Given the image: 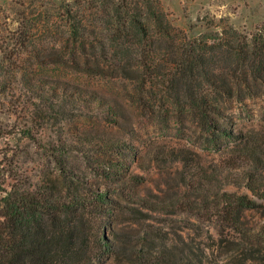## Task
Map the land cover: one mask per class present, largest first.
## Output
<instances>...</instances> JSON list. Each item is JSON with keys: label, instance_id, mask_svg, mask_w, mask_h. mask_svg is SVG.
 <instances>
[{"label": "trees", "instance_id": "1", "mask_svg": "<svg viewBox=\"0 0 264 264\" xmlns=\"http://www.w3.org/2000/svg\"><path fill=\"white\" fill-rule=\"evenodd\" d=\"M66 57L89 73L136 83L141 97L159 86L174 94L181 103L175 112L180 117L189 113L200 135V142L189 140V144H201L208 151L225 148L226 166L245 173L246 188L252 193L222 191L209 204L211 209L220 208L219 215L198 213V219L219 218L220 241L231 237L230 230H234L244 244H255L257 240H251L241 221L246 211L259 208L264 201V190L251 173L262 154L256 136L236 128L233 109L246 105L247 100H264V27L247 33L227 23L221 31L192 38L173 23L162 0L0 3V106H6L5 98L10 95L15 99L11 105L19 117L29 116L27 137H32V130L44 129L48 115L61 113L70 98L67 91L74 87L54 72ZM74 97L79 103L98 100L93 94L74 92ZM113 112L110 108L108 113ZM97 146L116 152L124 161L137 156L125 144L104 140ZM190 149L173 150L181 151L175 159L190 161L183 154H195ZM156 159L161 160L159 155ZM64 160H59L61 171L75 175L64 166ZM242 166L250 168L243 170ZM103 173L111 179L110 172ZM123 177H114L118 183L114 188L107 184L72 191L47 181L33 185L30 176L13 169L0 174V264L123 260L121 245L107 238L109 228L117 237L119 214L132 213L148 220L152 213L163 209L169 213L176 205L185 213L196 208V203L189 201L164 206L159 194L153 196L156 201L132 198L127 192L129 182L141 184L145 178L130 174L129 181ZM196 186L187 184L190 189ZM121 199L140 208H129ZM151 233L140 252L129 257V264L209 263L204 251L186 254L184 249L158 242L163 238L157 229ZM180 237L183 240V235Z\"/></svg>", "mask_w": 264, "mask_h": 264}, {"label": "rangeland", "instance_id": "2", "mask_svg": "<svg viewBox=\"0 0 264 264\" xmlns=\"http://www.w3.org/2000/svg\"><path fill=\"white\" fill-rule=\"evenodd\" d=\"M9 1L0 0V3ZM162 2L173 23L187 30L192 38L207 31H221L227 23L247 33L264 27V0ZM64 60L54 72L74 89L68 86L70 98L63 111L49 114L44 129L32 130V137H27L25 130L29 116L19 117L11 105L15 104V99L10 95L5 98L6 106H0L1 176L13 169L20 175L30 176L33 185H43V181H47L60 189L71 187L72 191H82L88 186L97 189L107 184L114 188L118 184L115 176L124 175V180H129L130 174H137L145 180L141 184L129 182L127 192L132 198L154 201V194H159V201L164 206L168 202L196 203L194 211L189 213L176 205L177 208H169V213L164 209L162 213H152L148 220L132 213L119 214L118 235L114 237L109 228L107 238L117 240L123 248L124 258L101 260L98 264H129V257L140 252L144 239L153 229L161 232L163 240L158 242L184 249L186 254L205 252L210 264H264V201L260 202L259 208L246 211L241 221V227L251 240H257L254 245L244 244L234 230H230L231 237L220 241L219 218L212 221L198 219V213L201 216L219 215L220 208L211 209L209 204L222 191L252 193L246 188L245 173L226 166L225 152L228 151L225 148L208 151L201 144H189V140L200 142V135L189 113L180 117L175 112L176 106L181 105L175 95L159 86L141 97L134 82L104 78L85 71L68 57ZM74 92L93 94L102 105L97 99L79 103L73 98ZM110 108L114 111L111 114L108 113ZM233 113L236 128L251 131L258 140L262 155L257 165L252 166L251 173L264 190V100H247L246 105H236ZM104 140L130 146L137 156L124 161L116 152H107L97 146ZM180 148H192L190 150L195 154L182 152L193 161L190 159L185 163L175 159L181 151L173 150ZM157 155L161 160L156 159ZM62 159H65L67 170L75 175L66 176L61 171L59 160ZM242 167L243 170L250 168ZM104 171L112 174L111 179ZM195 183L198 186L195 189L187 188V184ZM2 194L0 191V196ZM121 200L129 208H140Z\"/></svg>", "mask_w": 264, "mask_h": 264}]
</instances>
